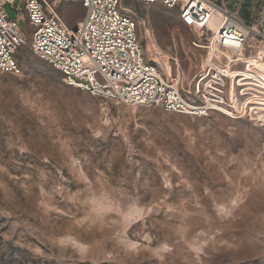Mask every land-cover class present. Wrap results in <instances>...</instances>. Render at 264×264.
I'll return each instance as SVG.
<instances>
[{
  "label": "rangeland",
  "instance_id": "rangeland-1",
  "mask_svg": "<svg viewBox=\"0 0 264 264\" xmlns=\"http://www.w3.org/2000/svg\"><path fill=\"white\" fill-rule=\"evenodd\" d=\"M124 3L147 56L191 90L209 35ZM222 56L234 117L109 102L21 48L22 75L0 73V264H264V40Z\"/></svg>",
  "mask_w": 264,
  "mask_h": 264
},
{
  "label": "built area",
  "instance_id": "built-area-1",
  "mask_svg": "<svg viewBox=\"0 0 264 264\" xmlns=\"http://www.w3.org/2000/svg\"><path fill=\"white\" fill-rule=\"evenodd\" d=\"M125 0H0V73L22 75L17 53L26 45L61 72L68 86L116 104L161 108L166 112L206 117L221 112L234 117L228 86L234 62L251 38L264 40V0H134L178 11L193 30L209 35L195 48L206 51L205 63L191 90L165 76L160 63L146 54L135 14ZM80 4L83 17L70 26L61 4ZM17 11L31 30L12 20Z\"/></svg>",
  "mask_w": 264,
  "mask_h": 264
},
{
  "label": "bare ground",
  "instance_id": "bare-ground-1",
  "mask_svg": "<svg viewBox=\"0 0 264 264\" xmlns=\"http://www.w3.org/2000/svg\"><path fill=\"white\" fill-rule=\"evenodd\" d=\"M126 8V7H125ZM231 55V54H230ZM150 56H155V54H154V52H150ZM164 57V56H163ZM163 57H160V58H158V59H161L164 63H166V61H165V59L163 58ZM163 58V59H162ZM162 63V62H161ZM163 64V63H162ZM167 64V63H166ZM163 66H164V71H165V74L167 75L168 73L166 72V70L169 72V69H168V67L167 66H165V64H163ZM166 69V70H165ZM169 75V74H168Z\"/></svg>",
  "mask_w": 264,
  "mask_h": 264
},
{
  "label": "crops",
  "instance_id": "crops-1",
  "mask_svg": "<svg viewBox=\"0 0 264 264\" xmlns=\"http://www.w3.org/2000/svg\"><path fill=\"white\" fill-rule=\"evenodd\" d=\"M30 30H31V28H30Z\"/></svg>",
  "mask_w": 264,
  "mask_h": 264
}]
</instances>
